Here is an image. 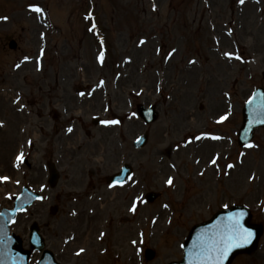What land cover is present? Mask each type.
<instances>
[{"label": "rangeland", "instance_id": "1", "mask_svg": "<svg viewBox=\"0 0 264 264\" xmlns=\"http://www.w3.org/2000/svg\"><path fill=\"white\" fill-rule=\"evenodd\" d=\"M90 6L108 45L102 64L83 20ZM261 87L264 0H0V177L12 178L0 182L2 207H12L5 195L20 194L21 185L43 196L12 233L30 250V227L40 224L60 264H170L181 262L193 226L244 206L263 233L257 249L232 264H264V128L247 150L236 134L241 109ZM138 105L157 107L159 121L146 126ZM225 114L230 119L216 125ZM95 117L119 118L120 127H94ZM146 132L147 147L135 150ZM196 135L204 138L188 145ZM19 152L28 163L17 171ZM49 162L61 175L54 190L46 185ZM125 164L132 182L109 189L106 178ZM152 192L161 196L147 203ZM138 197L145 202L133 213ZM148 249L156 255L150 262ZM40 259L34 253L31 264Z\"/></svg>", "mask_w": 264, "mask_h": 264}, {"label": "snow or ice", "instance_id": "2", "mask_svg": "<svg viewBox=\"0 0 264 264\" xmlns=\"http://www.w3.org/2000/svg\"><path fill=\"white\" fill-rule=\"evenodd\" d=\"M240 3L243 4L244 0H240ZM32 11L42 14L43 9L39 6H33ZM143 44L144 41H141ZM226 57L229 59H236L243 62V58L240 55L234 53H224ZM100 62L103 63L104 61V54L101 53ZM195 61H192L194 63ZM19 67V65H17ZM104 82L101 81V85ZM83 95V93H81ZM256 97L253 96L252 99L248 101L251 105L255 101ZM260 108L264 109V96L260 98ZM264 116V112H257V118L260 119L261 123H264V118H260ZM227 119L226 116H222L220 118L221 121ZM106 125H117L120 123L118 120H106L103 122ZM69 132L72 131L71 128L68 129ZM204 137H196V140H200ZM212 140H220L222 139L219 136H211L208 137ZM247 147H253V145L248 144ZM23 153H21L17 157V161H23ZM219 156L214 157L211 161L213 165L217 163ZM227 168L231 169L234 168V165L228 164ZM3 180H7L8 177L0 178ZM120 186L123 187L122 182ZM167 184L171 186L173 184V179L170 177L167 180ZM140 203H144L145 201L141 198H137ZM167 207V205H165ZM227 207V206H226ZM137 204L134 201L133 206L131 208L132 212H136ZM5 214L0 212V217H3ZM244 213H233L227 217H224L219 223H217L212 229L203 232L199 236H197L196 240L193 241L192 248L188 252L189 256V264H224V261L227 259L228 255L232 252L233 249L243 247L246 244L250 243L252 240L253 233L247 229L244 224L242 223ZM135 243V241L133 242ZM3 244V240L0 239V245ZM183 247V246H182ZM84 249H80V252H83ZM79 255V253H77ZM0 264H3V261L0 260Z\"/></svg>", "mask_w": 264, "mask_h": 264}, {"label": "water", "instance_id": "3", "mask_svg": "<svg viewBox=\"0 0 264 264\" xmlns=\"http://www.w3.org/2000/svg\"><path fill=\"white\" fill-rule=\"evenodd\" d=\"M15 43H12L11 44V47L12 48H15ZM260 98H261V95L257 98V101H254L250 106L247 107V110L245 112V129L243 131L242 134H244L246 132V130H248V134H251L252 133V130L257 127V126H264V123H261L260 122V119L257 118V112H263V109L260 108ZM156 118V116H154V119ZM260 118H264V116L260 117ZM145 143V140L142 141L141 144H144ZM57 180V177L55 176L54 177V182H56ZM244 212V215L246 216L245 217V220L242 221V223L244 224V226L249 229L252 233H253V238H254V242L252 244H246L245 246L242 247H239V248H235L232 250V253L230 256L227 257V259L230 258V260L228 261L227 264H229L231 262V260H233V258L235 257L236 254L238 253H250L253 251V249L255 250V247L257 245V242H258V237H260L261 235V231L259 228H250L249 226V219H250V216L248 214L247 211H245L244 209H236V210H233L231 211L230 213L233 214V213H240V212ZM8 216H11V214H7L5 217H8ZM225 216L224 215H220L218 216L216 219L217 221H219L220 219L224 218ZM2 219H4V217H0ZM1 222V221H0ZM8 218L5 219L4 221V228L6 230V224L8 223ZM200 227H197L194 229L193 233L197 230V233L196 235L201 232H205V231H208V229H210L209 227H203L200 228ZM4 230V232H5ZM37 231V229H35ZM6 233V232H5ZM5 233L1 234V239L5 237ZM200 235V234H198ZM197 237H192V239L190 240V242L188 243L187 245V260L184 261L183 264H189V256H188V252H189V249L192 248V245H193V241L196 240ZM9 240V239H8ZM33 241L34 243L38 246V248L40 250L43 249V243L42 241L40 240L37 232H33ZM6 245H9V249L8 248H4V250H9V253H8V256H10L11 260H8V259H5L3 256L0 257V260L3 261V264H28V257H29V253H23L22 250H21V246H20V242L17 243L15 245V251H12L11 250V247L13 246V241L12 240H9V241H6ZM4 259V260H3ZM227 259L225 261H227ZM224 261V263H226ZM39 264H58L55 262L54 260V257L51 253L49 252H45L44 253V257L42 259V261L39 263Z\"/></svg>", "mask_w": 264, "mask_h": 264}]
</instances>
